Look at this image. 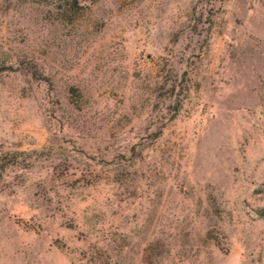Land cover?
Segmentation results:
<instances>
[{
    "label": "rangeland",
    "instance_id": "1",
    "mask_svg": "<svg viewBox=\"0 0 264 264\" xmlns=\"http://www.w3.org/2000/svg\"><path fill=\"white\" fill-rule=\"evenodd\" d=\"M0 264H264V0H0Z\"/></svg>",
    "mask_w": 264,
    "mask_h": 264
}]
</instances>
